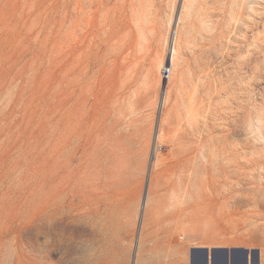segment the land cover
<instances>
[{
    "label": "rangeland",
    "instance_id": "1",
    "mask_svg": "<svg viewBox=\"0 0 264 264\" xmlns=\"http://www.w3.org/2000/svg\"><path fill=\"white\" fill-rule=\"evenodd\" d=\"M150 183L146 256L168 183L264 246V0H0V264H135Z\"/></svg>",
    "mask_w": 264,
    "mask_h": 264
},
{
    "label": "crops",
    "instance_id": "2",
    "mask_svg": "<svg viewBox=\"0 0 264 264\" xmlns=\"http://www.w3.org/2000/svg\"><path fill=\"white\" fill-rule=\"evenodd\" d=\"M156 184L150 183L143 210L141 206L139 208L144 213L135 264H145L149 258H154L156 260L155 264H161L162 262L163 264H176L174 256L180 246L186 247L188 250L187 255L190 252L189 260H187L189 264H206L207 253L210 255L209 264H212L211 255H215L213 264H264V246H262V242L252 245L249 240H241V238L231 240L207 238L218 235L215 231L219 225L215 226L212 214L206 212V202L212 194L206 191L205 183H168L165 186V193L163 194L165 204V231L163 236H165V239L163 240L161 234L156 232L155 235L158 237L155 248L149 249L151 253L146 256V237L149 234L148 223L152 218L153 206L156 202L154 196ZM223 186L224 191L227 193L228 183H223ZM246 196H249V194H246ZM184 205L189 207L186 206V209H183V217L178 218L176 213L182 211L181 207ZM178 235L181 236L182 242L176 239ZM258 240L260 241L262 238ZM164 245L166 247L162 249L161 246Z\"/></svg>",
    "mask_w": 264,
    "mask_h": 264
},
{
    "label": "bare ground",
    "instance_id": "3",
    "mask_svg": "<svg viewBox=\"0 0 264 264\" xmlns=\"http://www.w3.org/2000/svg\"><path fill=\"white\" fill-rule=\"evenodd\" d=\"M178 39H179V31L178 30H175V33H174V36L172 38V43H171V47H170V53H169V58L167 60V62L169 63V67H170V70L172 71V68L174 67V61H175V58H176V55H177V52H178V49H177V43H178ZM166 62H164L162 65H164ZM168 66V65H166ZM165 85V84H164ZM162 107L165 105V98L162 100ZM167 132V127L164 125L163 128H161L157 135H156V139H155V149H154V152L156 154V152L159 150L160 148V136H161V133L162 132ZM177 143V142H176ZM181 147L177 146L174 144V147L172 148V150L175 152L177 150H179ZM153 153V152H152ZM154 156V155H153ZM141 195V193L139 192V196Z\"/></svg>",
    "mask_w": 264,
    "mask_h": 264
},
{
    "label": "built area",
    "instance_id": "4",
    "mask_svg": "<svg viewBox=\"0 0 264 264\" xmlns=\"http://www.w3.org/2000/svg\"><path fill=\"white\" fill-rule=\"evenodd\" d=\"M161 73H162L163 78L168 79L170 77V74H171L170 67L169 66H164L162 68Z\"/></svg>",
    "mask_w": 264,
    "mask_h": 264
},
{
    "label": "water",
    "instance_id": "5",
    "mask_svg": "<svg viewBox=\"0 0 264 264\" xmlns=\"http://www.w3.org/2000/svg\"><path fill=\"white\" fill-rule=\"evenodd\" d=\"M214 259H215V255H211L212 264H213ZM247 262H248V257H247ZM209 263H210V255L207 253L206 264H209Z\"/></svg>",
    "mask_w": 264,
    "mask_h": 264
}]
</instances>
